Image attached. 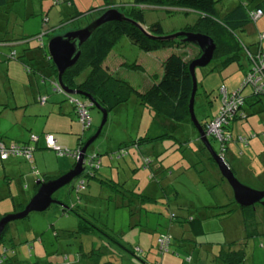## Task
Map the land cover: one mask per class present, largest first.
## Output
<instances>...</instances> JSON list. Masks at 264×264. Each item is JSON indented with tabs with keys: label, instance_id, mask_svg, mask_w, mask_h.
Returning a JSON list of instances; mask_svg holds the SVG:
<instances>
[{
	"label": "rangeland",
	"instance_id": "1",
	"mask_svg": "<svg viewBox=\"0 0 264 264\" xmlns=\"http://www.w3.org/2000/svg\"><path fill=\"white\" fill-rule=\"evenodd\" d=\"M54 1L8 0V7L2 10L0 38H31L26 44L24 41L0 43V140L22 143L30 141L33 135L40 137V144H43L52 121L56 119L63 121L64 129L54 136L67 139V144L59 143V147L72 152L78 148L81 133L72 135L65 129L69 124H77L81 129L82 124L73 106L68 101L64 102L66 96L54 91L55 78L51 75L44 53L38 58L40 47L42 43L47 45L52 37L86 26L100 11L84 17L78 21L80 24L75 25L67 23L72 16L105 4L107 10L120 11L121 3L133 0H62L58 4ZM110 1L117 5L113 6ZM216 1L219 16L223 18L233 6L232 2L245 3L247 10L254 12L255 6L263 0ZM144 20L146 26L160 22L170 33L180 27L195 25L198 15L183 12L170 14L162 8H145ZM234 36L250 46L253 52L259 46L264 52V16L237 29ZM38 37H43L44 42ZM43 50L48 53L47 48ZM173 50L190 60H195L200 52L193 45ZM13 53H16L15 58L11 57ZM29 53L34 56L29 57ZM18 57L31 67L30 74L16 60ZM120 59L130 65L138 61L144 70L137 71L122 64H119L118 70L113 68ZM159 62L160 55L144 52L123 37L114 48L106 69L137 92H144L151 77L156 80L162 75ZM39 63L44 69L41 73ZM218 64L215 62L196 71L198 94L195 114L199 121L209 120L217 109L219 112L221 85L235 82L240 76V82L230 90L237 91L250 68L244 50L240 62H230L222 67V71L217 69ZM241 64L245 70H241ZM250 91L249 86L242 95ZM139 92L129 103L109 114L102 134L88 150L87 156L97 155L99 158L100 166L95 171L97 178L88 177L85 172L82 176L85 185L79 195L71 191L77 179L55 195L71 207L78 205L79 215L83 219L86 217L97 229L78 232L81 218L77 212L65 213L58 205H52L43 213H32L24 220L13 222L5 240L9 247L13 237L18 243L14 247L15 264H223L217 259L219 252L215 250L220 245L244 251L246 259L243 264H264V206L239 207L231 188L197 139L191 121L183 125L173 123L143 104L138 97ZM43 96L49 97L46 106L38 102ZM64 104L71 106L72 114L76 116L73 121L68 116L61 118L57 115L60 105ZM48 106L49 112L43 115L44 107ZM90 115L93 126L87 135H92V138L102 122V114L94 108L90 110ZM145 127L150 129L152 140H141L144 137L141 134L139 137L137 132ZM234 132L236 135L242 133L239 135L250 140V146L246 147L248 151L240 162L258 160L259 163L258 156L262 153L257 139L264 143V102L251 108L247 119L238 120ZM255 134L258 137L252 139ZM91 138L83 136L82 139H87L83 141L87 142ZM211 140L213 148L219 152L220 145ZM125 144L128 146L124 147ZM45 148L37 150L31 161L15 157L4 162L0 159V215L16 213L20 204L31 199L39 180L62 176L74 166L76 160L72 156L59 157L56 151ZM149 161L161 165V170H157L158 173L151 170ZM226 162L236 172L240 182L251 188L262 187L259 178L255 179L251 173L248 176L239 173L238 160H232L229 155ZM222 184L228 187L231 197L227 207L218 208L219 197L225 192ZM129 191L144 197L133 196ZM200 215L205 219V234L194 237L183 224L184 219ZM226 216L231 218L222 221ZM168 231L175 236L170 251L162 255L157 238ZM224 238L231 241L223 244ZM231 242L234 244L229 246ZM190 257L192 262L189 263L187 258Z\"/></svg>",
	"mask_w": 264,
	"mask_h": 264
},
{
	"label": "trees",
	"instance_id": "2",
	"mask_svg": "<svg viewBox=\"0 0 264 264\" xmlns=\"http://www.w3.org/2000/svg\"><path fill=\"white\" fill-rule=\"evenodd\" d=\"M60 1L62 0H56L53 3L58 4ZM217 2L218 1L216 0H133L130 3H121L120 7L122 9H119L121 13L124 14L127 18L135 21L136 23L142 24L147 29L150 35L148 36L144 34L137 26L128 22H111L105 24L101 28L97 29L90 38V40L87 42V44L83 46L81 59L73 68H71L65 73L63 81L71 89L81 90L87 94L92 95L96 100V102L101 107L106 109L109 112V114L113 112L115 109H117L119 106L124 105L128 103L131 99L135 98L136 97L135 94H137L138 92L127 82L122 81L121 79H118L113 74H111L106 69L105 66V61L108 58L109 54L119 44V42L122 40L123 37H126L132 45L136 46L140 50L147 53H156L161 50H167V49L169 50L172 48L174 49L175 47H177V49H180L181 47H187L190 45L189 43L181 42L180 39H176L174 41L160 40L159 38L166 35L164 27L160 22H155L149 26H146L144 20L145 8H151V9L162 8L165 9L170 14L179 13V12H183L186 14L196 13L198 15V20L195 23V25L183 27L181 31L204 34L209 36L215 41L217 45V49L215 51L214 60L212 64H214L215 62L219 63L217 66V69L219 71L220 70L222 71L223 70L222 67L224 65L226 66L230 62H240L242 60L243 50L245 51L247 57H248L247 55L248 51L251 52L252 50L250 49V46H246L243 43H241L239 40H237L236 37L234 36V32L237 29L244 28L248 23L251 22L249 18V13L252 11H248L245 3H241L236 9H234L232 12L227 14L224 18H220L219 12L217 11V7H216ZM110 3L113 6L117 5L113 3V1H110ZM105 6L106 4L100 7H94L85 13H79L78 15H74L68 20L67 23L71 22L74 25L76 23L80 24L78 23L79 20L81 21V19H84V17H88L98 11H100L98 12V14L101 16L108 10H111V8L107 10ZM6 7H8V0H0V19H1L2 10L5 9ZM257 10H262L264 12V0L255 6L254 11ZM99 15L95 17L93 20L92 19L89 20L86 26L89 25L94 20H96L97 18H99L100 17ZM86 26H80L78 28L76 27V30L82 29ZM30 38L31 37H23V38H14L11 40H8L6 38H0V43H7L9 41L10 42L24 41V44H26L29 43L28 40ZM42 38L43 37L41 38L38 37V39L44 42ZM44 47L47 48V45L44 46V43H42V46L40 47L41 49L40 53L42 56L38 54L37 55L38 58H40L43 57L42 53H44L45 61L47 60V65L51 69V75L55 78V87H56V85H58L57 71L48 53H46L45 50H43ZM174 52L175 51L173 50L172 53L164 61L163 74L159 79V81L155 85H153V87L148 89L145 93H141L138 97L143 104L150 107L157 114L164 116L165 118L169 119L170 121H172L177 125H183L184 123L190 120L189 101L193 90V81H192L191 73L189 71V64L193 60L187 59V57H185L184 54L174 53ZM200 54L201 52H199V54L195 58H198ZM32 56H34L33 53L29 55V57ZM11 57L15 58L16 53H13ZM16 60L22 63L20 57H18ZM248 60L250 61L249 57ZM22 64L24 66L25 71L30 74V70H32L31 67L28 66L25 62H23ZM240 67L241 70H245L244 65L241 64ZM41 70L43 71L44 69L41 68ZM248 70L245 72L243 79L245 78ZM84 73H86V75L83 76L84 78H81V76ZM56 93L64 94L66 96V101H68L70 105L73 106L74 111L76 112L75 105L71 104L67 95L63 93V91L62 92L59 91ZM245 96L247 97V101H246V106L244 108V111L246 113V117L244 119H247V117H249L250 115L249 112H251V108H254L256 104L264 102V96L256 95L253 90H251L248 93V96L247 95ZM43 97L47 98L45 103L47 104L49 97L48 96H43ZM77 97L81 99L83 102H88L85 98L81 96H77ZM94 108L95 106L93 105L91 109ZM211 120L212 119L205 120L204 122L200 121V123L205 129L206 124ZM193 127L197 133L196 135L198 139L199 138L198 131L196 130L194 125ZM91 128L92 126L87 129L83 128V132ZM230 128L228 129L232 134ZM83 132L81 133V135L83 134ZM46 135H50V134H46ZM81 140L82 138L79 139V143H80L79 148L75 149L74 151H77L78 149H82L83 146L85 145L86 142H82ZM209 140L211 139L209 138ZM0 142H6V141L0 140ZM11 143L24 144L17 142H11ZM235 143L240 144L236 139H234L227 148V153L224 155L225 159H226V155L229 152L230 146ZM127 146L128 144L124 145V147ZM210 160H212L211 157ZM96 170L98 169L92 168L91 170L90 169L87 170V176L89 177L90 175L91 177L97 178L95 173ZM51 179L53 178L47 177L44 179V181ZM80 179H84V178L81 177ZM37 190H38V185L36 184V191ZM71 191H73L76 195H79L81 193V190H79L78 192L76 191L75 185L72 186ZM129 192L132 193L133 196H139V198L144 197L142 195H136L131 191ZM176 196H178V194ZM28 200L30 199H27L24 202V204H20L19 207H17L18 210L16 212L22 211L25 208L26 204L29 202ZM59 200L62 203L66 204L65 201L61 199ZM77 207L78 205L71 207L70 205L66 204V207L62 209L65 213L77 212L76 214L81 218V225L79 227L78 232L80 231L89 232L93 229L96 230L97 228L91 225V222L86 217L85 219H83V216L79 215L78 213L79 208ZM224 207L227 206H222L221 208ZM4 216L6 215H0V220ZM204 220L205 219L202 217V215L189 216V217H185L184 219L185 222L183 224H185L187 230L192 235L202 236L205 234L204 226H203ZM12 223H9L6 226L4 234L0 241V264H15L16 262L15 261L16 252L14 250V247L17 246L18 243L15 242L14 237L11 238L10 240L12 246L9 247L5 243L7 235L10 232V226L12 225ZM166 234H170L173 240V236L170 231H168V233ZM233 244L234 242L230 243L229 246L230 245L232 246ZM217 259H219L223 264H243L245 262L246 256L244 251L242 250H232V249L230 250L229 247L226 250L224 247L220 251ZM34 264H39V263H34Z\"/></svg>",
	"mask_w": 264,
	"mask_h": 264
},
{
	"label": "water",
	"instance_id": "3",
	"mask_svg": "<svg viewBox=\"0 0 264 264\" xmlns=\"http://www.w3.org/2000/svg\"><path fill=\"white\" fill-rule=\"evenodd\" d=\"M111 22H128L137 26L144 34L150 35L147 29L140 23L127 18L124 14L116 9H111L101 15L99 18L91 22L86 27L67 32L63 35L55 36L49 39L47 44L48 55L57 71V84L63 93L69 96H81L92 103L96 109L102 114V122L96 134L89 139L81 149L79 158L76 160L74 167L66 174L53 180H39L37 182L38 190L31 197L25 208L13 214H8L0 220V241L9 223L20 221L28 218L32 213H43L51 208L52 205H58L65 208L66 204L62 203L55 195L71 185L76 179L82 177L86 172V159L89 148L100 137L102 131L108 121L109 112L101 107L94 97L81 90L69 88L63 81L65 73L73 68L81 59L82 49L90 40L94 32ZM162 41H170L180 39L181 42L189 43L197 47L201 54L198 58L189 64V71L192 76L193 90L189 101L190 120L195 126L199 134V139L208 151L211 159L216 164L222 178L227 182L233 192L235 203L241 208H255L256 205L264 206V189L254 190L242 184L235 176L234 172L222 157L213 148L202 124L195 114V101L198 92V81L196 71L210 66L214 60L217 45L215 41L207 35L191 32H177L171 35H165L159 38Z\"/></svg>",
	"mask_w": 264,
	"mask_h": 264
},
{
	"label": "built area",
	"instance_id": "4",
	"mask_svg": "<svg viewBox=\"0 0 264 264\" xmlns=\"http://www.w3.org/2000/svg\"><path fill=\"white\" fill-rule=\"evenodd\" d=\"M264 12L262 10H257L249 13V18L252 22H256L259 18L263 17ZM250 59V68L244 78L243 83L240 88L235 92H230L225 86L220 88L221 107L218 114L209 121L205 126V132L207 136L220 145V155L224 157L227 153V148L229 144L236 139L240 144L244 146L248 145V139L242 136L234 138L230 133L229 129L232 124L237 121L244 119L246 113L244 108L246 106L247 97L243 96L244 90L250 86V89L255 92L256 95L264 96V52L261 46L257 48L256 51H248L247 53ZM56 92H62L60 87L56 85ZM67 95V94H66ZM71 104L75 105L76 114L79 118L84 129L90 128L92 126V117L90 115V110L93 106L92 103L83 102L77 96L67 95ZM47 98L41 97L39 102L41 105L46 103ZM46 147L50 150L56 151L59 157L64 155L72 156L75 160L79 158L81 149L71 152L68 150H63L57 145L53 135L45 136ZM40 142V137L31 136L30 141L26 144H16L8 142H0V159L2 161L8 160L11 157L15 158H26L27 160H33V155L37 149V145ZM225 158V157H224ZM97 155L88 156L86 159V172L92 168H97L100 166ZM148 160L145 161L147 165ZM85 185L84 179H79L75 184L76 191L82 190ZM157 244L159 246L162 255L170 251L172 244V237L170 234H162L157 238Z\"/></svg>",
	"mask_w": 264,
	"mask_h": 264
},
{
	"label": "crops",
	"instance_id": "5",
	"mask_svg": "<svg viewBox=\"0 0 264 264\" xmlns=\"http://www.w3.org/2000/svg\"><path fill=\"white\" fill-rule=\"evenodd\" d=\"M231 5H233L230 9H228V11H227V13L225 14V16L227 15V14H229L230 12H232L234 9H236L238 6H239V4L238 3H231ZM224 16V17H225ZM264 16V15H263ZM223 17V18H224ZM181 27L179 28V29H175V30H173V31H171L170 33L169 32H167L165 29V33H166V35H171V34H174V33H176V32H180L181 31ZM263 49H264V47H263ZM114 51V50H113ZM113 51L109 54V56H108V58L106 59V61H105V66H109V59H110V57L112 56V53H113ZM173 51V49H167V50H161V51H159V52H156V55H160V62H159V64H160V66H161V68L163 69V63H164V61L166 60V58L171 54V52ZM152 54H154V53H152ZM33 57V56H32ZM31 57V58H32ZM40 64L41 63H39V67H38V70H39V68H40V73L41 72H43L42 70H41V66H40ZM119 64H122V65H127V66H129L130 68H133V69H135V70H137V71H142V70H144V67H143V65L141 64V63H139L138 61H136L135 63H133V64H129L128 62H124V61H121V59L118 61V63L116 64V65H113V68H115V69H119ZM43 65V64H42ZM109 70V69H108ZM162 74H163V72H162ZM158 76H159V74H158ZM161 76L162 75H160V77L158 78V79H153L152 77L150 78V80L148 81V82H146V84H148L147 86L148 87H146V91L148 90V89H150L151 87H153V85H155L158 81L157 80H159L160 78H161ZM240 76H238V78H237V80L235 81V82H226V83H224V84H222L221 86H225L229 91L230 90H233L237 85H235V84H238L239 82H240ZM144 90V92L142 91V92H139V93H145L146 91ZM247 96H248V94H246ZM66 100H64V102H65ZM39 102V101H38ZM129 103V102H128ZM220 104H221V99H220ZM47 104H45L44 106H46ZM73 108V107H72ZM72 108H71V106L70 105H66V104H64V105H60V113H57V115L60 117L61 116V118H66L65 116H68V117H70V119L73 121V119H76V116H74L73 114H72ZM220 108V107H219ZM49 106L48 107H44V109H43V115H46L48 112H49ZM218 110V109H217ZM217 110H215L214 112H213V114H212V116L209 118V120L210 119H213L217 114H218V111ZM73 111H74V108H73ZM204 111H205V109H204ZM70 113V114H69ZM250 113V112H249ZM69 114V115H68ZM250 116V115H249ZM248 118V117H247ZM60 119V118H59ZM93 120V119H92ZM208 120V119H207ZM238 121V120H237ZM237 121H235L233 124H232V126H231V132H232V135L234 136V138H237V137H239V136H242V137H245V136H243V135H239V134H242V133H239L238 135H236L235 134V125L237 124ZM92 126H93V124H92ZM64 129V126H63V121H61V120H56V119H54V121H52V125H50V131H49V133L48 134H52L53 136L56 134V133H58V132H60V131H62ZM82 129L83 128H81L80 129V127H79V125H77V124H75V125H71V124H69V127L67 128V129H65L66 130V132H69L70 134H72V135H78L79 133H82ZM243 130H244V132H245V128H243ZM87 131V132H86ZM86 131H84V135H81L80 134V138H83V136L85 137V138H91V136L92 135H87V133H89L90 131H91V129H88V130H86ZM86 133V134H85ZM137 133H139V137H141L140 136V134L141 135H144V137L143 138H141L142 140L143 139H145V140H152L151 139V132H150V129L148 130V127L146 128H144V129H140V131L139 132H137ZM264 134V133H263ZM254 137V138H253ZM253 137H252V139H255L256 137H258V135L257 134H255V135H253ZM54 138H55V140L57 141V145L59 146V143H61L62 145L63 144H67V139H60V138H57V137H55L54 136ZM79 138V139H80ZM263 139H264V136L262 137ZM85 140H87V139H82L81 141L83 142V141H85ZM259 142H258V148H261V153H262V156H258V158H259V163L257 162V161H253L252 163H249L248 161H245V163H241L240 161V159L242 158V157H244L245 155H246V152L245 151H248L247 149L248 148H246V147H248V146H250L249 145V143H250V140L248 139V141H249V143H248V145L247 146H243V145H241V144H238V143H235V144H232L231 146H230V148H229V152H228V154L226 155V157L227 156H229L230 155V158H232V160H238L239 161V168H238V171H239V173L240 174H246L245 176H248L249 175V173H251L252 175H253V177L255 178V179H258L259 178V180H260V183L262 184L261 186V188H252V189H254V190H259V191H261V190H263L264 189V143L263 142H261L259 139H257ZM27 142H29L28 140L27 141H23L22 143H27ZM40 142H41V139H40ZM40 142L38 143V145H37V149H36V151L37 150H39V149H46L45 148V146H46V144H45V141L43 142V144H40ZM21 143V142H20ZM79 141H78V144H77V147L79 148ZM73 145V144H72ZM76 147V148H77ZM48 149V148H47ZM246 149V150H245ZM35 151V152H36ZM219 153V152H218ZM148 157V156H147ZM234 157V158H233ZM142 158H144L143 156H142ZM226 160V159H225ZM4 162V161H3ZM150 162V161H149ZM257 162V163H256ZM151 164H150V167L149 168H151L152 167V169L151 170H153L154 172H156V173H158L159 172V169L161 168V165H159V164H157V163H153V162H150ZM75 165V164H74ZM74 167V166H73ZM72 167V168H73ZM231 168V167H230ZM232 169V168H231ZM157 170H158V172H157ZM161 170V169H160ZM232 171H233V169H232ZM234 172V171H233ZM236 173V172H235ZM234 173V174H235ZM236 176V175H235ZM58 177H60V176H58ZM58 177H52L53 179H56V178H58ZM47 178V177H46ZM53 179H51V180H53ZM79 179V178H78ZM77 179V180H78ZM78 182V181H77ZM242 183V182H241ZM76 184V183H75ZM74 184V185H75ZM243 184V183H242ZM245 185V184H244ZM247 186V185H246ZM222 187H224V189H225V192H224V194H221L220 195V197H219V203H218V205L216 206V207H222V206H228L227 204H228V202H229V199H230V194H229V190H228V187L226 186V185H223L222 184ZM248 187H250L249 185H248ZM251 188V187H250ZM35 192H37V191H35ZM231 192H232V190H231ZM233 193V192H232ZM35 193H33L32 195H31V197L34 195ZM227 196V197H226ZM220 204H223V205H220ZM231 217L230 216H226V217H224L223 219H222V221H224V222H226V221H228L229 219H230ZM204 224V223H203ZM204 226V225H203ZM171 232V231H170ZM204 232H205V226H204ZM172 234V233H171ZM173 237L175 236V235H172ZM194 236V235H193ZM194 237H199V236H194ZM224 240H225V242H223V244L225 243V244H228L227 242H230L231 240H228V239H225L224 238ZM232 243V242H231ZM218 246L220 245L219 243H216ZM263 245V244H262ZM221 248V249H220ZM222 248L223 247H221V245H220V247L219 248H216L215 250H217V252H219L220 253V251L222 250ZM225 249L227 250L228 249V247H225ZM212 250H214V248H212ZM191 258V257H190ZM190 258H187V262H192V258L190 259ZM200 259V258H199Z\"/></svg>",
	"mask_w": 264,
	"mask_h": 264
},
{
	"label": "clouds",
	"instance_id": "6",
	"mask_svg": "<svg viewBox=\"0 0 264 264\" xmlns=\"http://www.w3.org/2000/svg\"><path fill=\"white\" fill-rule=\"evenodd\" d=\"M89 102V101H88ZM209 138V137H208ZM85 174V173H84ZM81 178V177H80Z\"/></svg>",
	"mask_w": 264,
	"mask_h": 264
},
{
	"label": "flooded vegetation",
	"instance_id": "7",
	"mask_svg": "<svg viewBox=\"0 0 264 264\" xmlns=\"http://www.w3.org/2000/svg\"><path fill=\"white\" fill-rule=\"evenodd\" d=\"M79 179H80V178H79ZM79 179H78V180H79ZM78 180H77V181H78Z\"/></svg>",
	"mask_w": 264,
	"mask_h": 264
}]
</instances>
